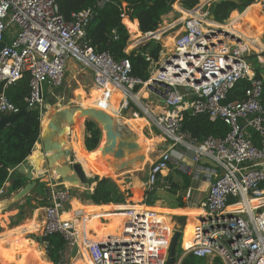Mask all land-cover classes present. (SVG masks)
<instances>
[{
  "label": "built area",
  "instance_id": "obj_1",
  "mask_svg": "<svg viewBox=\"0 0 264 264\" xmlns=\"http://www.w3.org/2000/svg\"><path fill=\"white\" fill-rule=\"evenodd\" d=\"M107 2L112 1L99 0L94 7L73 13L67 21L56 0H0V41L9 37L0 51L3 89L28 76L25 105L41 109L45 86H61L70 58L92 69L94 84L106 96L119 91L127 100L136 87H144L164 105L157 118L163 135L171 144L192 150V159L200 170L193 176L198 179L203 175L208 183L202 202L205 218L194 227L192 244L182 245L183 256L217 257L223 264H264V106L260 101L263 89L247 60L249 47L218 31V24L223 26L222 23L209 18L204 4L190 10L178 5L181 18L172 49L162 60L151 61L156 67L147 80H142L131 75L128 58L117 61L107 50L98 51L89 44L85 29L95 8ZM254 4L264 19V0H254ZM151 33H144L145 38H150ZM225 40L233 43L227 44ZM240 80L248 82L244 98L225 103L228 92ZM186 110L208 114L211 120L221 119L229 131L224 137L208 135L198 141L183 130ZM19 111L2 91L0 118ZM174 151L180 156L174 155ZM183 154L169 149L151 163L149 189ZM203 158L216 166L200 164ZM45 188L41 235L63 237L58 264H70L72 259L82 256V239L87 242L92 264H166L174 231L158 212L123 209L127 215L118 224L119 232L91 239L82 231L87 217L81 208L65 211L70 190L55 183ZM184 197H190V189ZM74 245L78 248L72 258Z\"/></svg>",
  "mask_w": 264,
  "mask_h": 264
},
{
  "label": "crops",
  "instance_id": "obj_2",
  "mask_svg": "<svg viewBox=\"0 0 264 264\" xmlns=\"http://www.w3.org/2000/svg\"><path fill=\"white\" fill-rule=\"evenodd\" d=\"M205 2L206 0H204V2H202L201 4L208 5L210 3L207 2V4H205ZM178 5V3H175L173 5L174 11L162 16V22L166 21V23L163 25L160 23V28L158 27V29L153 32L154 36L152 38L159 39V41H161V38L164 35L167 36L168 34H170V32L175 31L177 27V22L179 21V18H181V14L177 11ZM175 13H178L179 17L173 18V16H175ZM246 15L247 19L253 22L255 25L257 23H260V26L263 25L262 34H264V19L259 9H254L251 4L244 8L242 13H240L238 10H233L230 13V21L226 25H224V27L229 26L231 29L234 30L232 32L241 36L243 41L254 45L255 48H257L258 50L257 52H255L258 55V60L262 64H264V42H262V36L260 35L258 37L254 33L250 25H248L244 21ZM124 19H127L129 22H133L132 29L136 30V33H133L130 31V29H128L129 34L131 36H137L135 37L137 39L136 42L133 43L135 44L134 48L150 39H145V34L139 31L137 20L134 19L131 21L125 16L122 20L124 24H126L124 22ZM167 19H170L171 22L169 21L167 23ZM259 19L261 21L258 22L257 20ZM156 33H158L157 36L155 35ZM169 37L171 39L173 38L171 36ZM169 37L167 38L170 39ZM6 38L7 40H9L8 36ZM225 42L228 43V41L226 40ZM133 44L129 47L133 46ZM161 46L162 49L160 51V55L162 56L159 57V60H162L166 56V54L171 51H168L167 46L164 47L163 44H161ZM155 67L156 64L153 63L152 68L154 69ZM83 69H88L91 71V76L88 77L89 82L92 83L89 92L78 90L72 93L71 96H69V98H67L66 100L60 96L55 99V102H53L55 104L48 103L46 109L42 108V114L40 118L41 133H39L38 140L35 142L32 152L27 157L26 161V163L28 165H31L33 168L32 173L36 181L35 187L26 196L22 197L19 200H14L13 197L20 188L12 192H9L8 190L11 184L10 178H8V180L3 183V186L0 189V264H52L48 260V258H46V254L43 255L42 252L38 249V244L42 245L43 243L40 244L38 238V242L36 243V241H34L33 239L25 236L26 233L36 231L38 228V224L36 223V217L32 219L28 218L33 215V209L38 207V205L35 204L37 199L40 200V203H43V205H40L37 210L41 209L43 211V208L46 205V188H40L39 183H43L44 187L49 183H55L57 185L62 186L63 188L69 189L70 201L65 211L67 209L71 211L76 208H81L84 213V216L87 217V220L89 218H93L95 224L94 227L99 237L97 239H100V237H102L105 233L120 231V226L118 224L124 217H126L127 214L124 210L115 211L116 207L124 209H143L145 211L158 212L159 215H161L165 221L166 219L168 220L166 221V223L172 231H175L176 229L180 228V241L183 246H189L192 244L191 237L195 229L194 227L205 218V210L202 207V202L204 201L207 194L208 183L204 181L203 175L198 179L194 178L193 176L200 170L196 167L198 163L194 162L192 159V150L186 149L185 147L180 145L171 144V142L167 140L166 137L163 135L159 125H157V118L164 110L163 103L155 96L150 94L144 87H138L134 89V91L132 92V96L127 100L122 98V94L119 91L108 93V95L106 96L103 90L99 89L98 86L93 84L92 69L82 66L73 58L68 59L66 62L65 75L66 71L69 72L70 76H72V73L80 72ZM52 89L53 88L51 87L45 86L43 101L45 95H47L48 92H50ZM118 94H120V96ZM120 98L122 99V103H120L119 109L117 111V113L119 114L117 116L116 113L115 117L120 119L121 115L125 113L124 119L126 121H130L135 130L138 132L137 134H139L140 136L138 139L145 146L144 163L138 165L137 167H130L123 171L115 172L113 169L105 167L101 163H99V161L97 160L99 155L98 149H94L91 151L85 150L84 153L91 162L92 167L96 169V171H98L99 175H110L116 182H122L125 186L123 187L125 189H128L132 193V195L135 194V199L133 200L134 204H129L126 206H124L123 204H94L87 199V196L83 197L84 201L82 202L77 198H74L73 196L74 193L80 191L81 193H85V191L82 190L83 187H81V185H74L72 183L62 181L60 178L53 177L51 170H46V163L44 159L45 154L43 153V141L45 138H49L51 141H61L59 133L55 132L54 129L51 128L50 123H54L60 129H67V126L70 123H73L79 113V107L73 106L71 104L73 103V101L80 102L84 106L86 105L99 107L111 114L110 111H112L113 109L114 100ZM123 101H126L128 103V106H124ZM69 112L70 114H72V116L70 117H68ZM78 122H81L83 146L81 135H79L77 132L78 142L80 147L82 146L85 148L84 137L86 135V132L84 128V119L83 121L81 120ZM74 125H76V123ZM73 127L74 126L70 128V133L67 139L65 136V147L68 148L70 146L71 152L72 147L70 138L72 137V135L75 134V130ZM47 132L51 133L50 137L41 135H45ZM169 149L181 151L184 152V154L183 156H181L180 160L176 161L175 163H171L169 167L163 171L162 176H160V180L151 190L149 189L147 183L149 167L151 163L154 162V160L161 155L162 152L167 151ZM178 155L180 156L179 153ZM71 160L72 161L70 163L78 162L75 159L73 153ZM199 163L206 164L201 163V160L199 161ZM208 166L215 167L216 165L214 164V166ZM8 171L10 176L16 175L14 172L16 170ZM182 175H186L189 178V185L187 188L182 187L184 182ZM22 176L25 179V185L28 180L25 178L24 175ZM171 185H173V188H171ZM188 189H190V197L186 199L184 195L188 191ZM193 189L196 191V195L199 198V202L197 206H188ZM42 190H44V192H42ZM150 190L153 192V203L151 205L140 204L139 201L141 197ZM181 191L184 192L181 193ZM168 194L171 195V197L167 196ZM173 197L175 199H172ZM179 198H181V201L184 203L183 207L177 206ZM164 199H167L168 202L163 205L162 203L164 202ZM174 200L177 204L174 203ZM65 215H68V213ZM6 221H8V224L6 223ZM180 224H182L181 227L178 226ZM82 231L86 233V235L84 233L83 235H88V237L91 239L96 238L90 236L87 229V221L86 224L83 226ZM81 242V252L86 251L89 257V251L87 247H85L87 242H85L84 239H82ZM81 258L82 256H79V259ZM79 259L74 261L73 264H77V261Z\"/></svg>",
  "mask_w": 264,
  "mask_h": 264
},
{
  "label": "trees",
  "instance_id": "obj_3",
  "mask_svg": "<svg viewBox=\"0 0 264 264\" xmlns=\"http://www.w3.org/2000/svg\"><path fill=\"white\" fill-rule=\"evenodd\" d=\"M99 0H56L59 12L64 18L69 21L73 13L83 10L88 7H94ZM101 7H96L94 14L89 21L85 32L89 40V44L98 51L107 50L115 60L128 58L131 64V75L142 80H147L150 76V68L153 62H157L162 49L161 43L153 38L145 41L143 44L126 52V46L129 41V31L136 33L132 29L133 22L124 19L127 27L123 23V17L126 16L129 20H137L138 29L141 33L154 32L162 22V16L174 11L173 4L178 3L183 9L190 10L194 8L199 0H110ZM240 4H236L229 0H213L207 6L209 14L214 16V20L218 23H224L233 10L243 11L250 4L254 9H259L258 5L254 4V0H239ZM176 17H179L177 13ZM244 21L250 25L254 33L259 37L262 34L263 25H256L247 19ZM261 21L260 19L257 20ZM7 36L4 37L5 40ZM147 57L149 58L147 60ZM247 60L251 65L256 78L262 81L261 103L264 106V64L258 60V55L252 53L247 56ZM248 86L246 80L238 81L235 86L228 92L224 102L241 100L244 98V91ZM138 88V87H136ZM135 88V89H136ZM4 91L7 97L21 110L24 114L11 120L8 124L0 128V189L3 183L10 178L11 184L9 192L21 188L24 183V177L15 172V176H10L8 171L9 164L19 165L27 161V157L31 154L35 142L38 140L40 133V118L42 110L39 107L27 108L25 105V97L28 94V76H23L17 82L3 89L0 83V93ZM182 127L184 131L190 133L198 141L208 135L215 137H224L229 131L228 126L221 120H211L208 114H192L191 111L183 112ZM74 128L81 135V122L74 125ZM84 128L86 135L84 137V147L82 138L83 152L85 150H94L101 137V129L98 123L90 118L84 119ZM256 139V135L253 134ZM29 159V158H28ZM184 182L182 187L187 188L189 178L182 175ZM91 182H94L93 189L86 195L87 199L94 204H125L130 197L135 199V194L128 189H120L119 185L110 177H94ZM39 187L45 189L43 183H39ZM181 187V188H182ZM173 188V185H171ZM170 188V189H171ZM152 190V189H151ZM148 191L145 196H151L152 191ZM44 192V190H42ZM143 197V196H142ZM147 205H151L149 198L144 201ZM40 205H43L41 202ZM178 207H183L184 203L181 198L178 199ZM167 218V217H165ZM166 221H168L166 219ZM93 218L87 220V229L92 237H97L98 234L94 227ZM169 227V226H168ZM170 228V227H169ZM180 241V238L178 239ZM43 246L48 260L52 264H58L60 251L63 248L64 239L60 234H51L43 236ZM178 243L175 247V262L182 250ZM205 258H198L192 254L184 255L179 264H203ZM212 264H223L222 261L215 257Z\"/></svg>",
  "mask_w": 264,
  "mask_h": 264
},
{
  "label": "water",
  "instance_id": "obj_4",
  "mask_svg": "<svg viewBox=\"0 0 264 264\" xmlns=\"http://www.w3.org/2000/svg\"><path fill=\"white\" fill-rule=\"evenodd\" d=\"M229 1L240 4L239 0ZM209 16L211 20H214V16L212 14ZM218 31H221L225 35H229L237 41H240V37H238L236 33L234 34V32L224 26H221L220 24H218ZM149 36L151 39L154 34L151 33ZM5 44V40L0 41V51ZM125 51L129 52L128 49H125ZM160 68L163 69L164 67L161 65ZM78 111L79 113L76 119L73 123H70L67 126V129H60L54 123H50L51 128H53L55 132L59 133L61 141H51L49 138H45L43 141V153L45 154L44 159L46 163V170H51L53 177L60 178L62 181H66L74 185L87 184V174L82 165L78 162L70 163L72 161V152L70 146L68 148L65 147V136L67 139L70 133V128L74 126L75 123L81 120L83 121L85 118L95 120L101 129V138L96 148L100 150V155L104 157L103 161L108 167L113 169L115 172H120L130 167H137L144 162L145 146L138 142V134L133 132L126 123L119 121L118 118L113 117L108 112L97 107H79ZM24 112V110H21L18 113L1 117L0 128L8 124L11 120H14L24 114ZM70 116H72V114L69 112L68 117ZM201 163L214 166V163L206 158L201 159ZM8 170H16L21 175H24L28 180V182H26V184L20 188L13 197L14 200H19L26 196L35 187L36 181L34 175L31 171V167L27 163L19 165L9 164ZM92 189L86 188L84 190L86 195H88ZM178 226L181 227L182 224ZM180 235V228L176 229L171 238L166 264L178 263L175 262V247ZM38 241L42 244L43 237L39 236ZM77 248V245H74L72 248V258L75 256Z\"/></svg>",
  "mask_w": 264,
  "mask_h": 264
},
{
  "label": "rangeland",
  "instance_id": "obj_5",
  "mask_svg": "<svg viewBox=\"0 0 264 264\" xmlns=\"http://www.w3.org/2000/svg\"><path fill=\"white\" fill-rule=\"evenodd\" d=\"M202 2H204V0H199V3L197 4V5H200ZM202 5V4H201ZM205 6H207V5H204V8H205ZM206 9V8H205ZM240 13H242V11L240 12ZM176 15H177V13H175V16H173V18L174 17H176ZM125 17V16H124ZM123 17V18H124ZM209 18H210V16H209ZM170 21V19H167V23ZM230 21V15H229V18L224 22V23H222V25L224 26V25H226L228 22ZM171 22V21H170ZM166 23V21L165 22H161V24L163 25V24H165ZM125 26H126V24H125ZM127 27V26H126ZM13 28H15V27H13ZM160 28V27H159ZM128 29V28H127ZM178 31V30H177ZM176 30L174 31V32H170V34H168L167 36H163L161 39V44H163V46L165 47V46H167L168 47V51L169 50H171L172 49V39L169 37V36H171V37H173V35H175V33L177 32ZM261 36H262V42H264V34H261ZM167 37H169L170 38V40L167 38ZM261 38V37H260ZM136 38L134 37V35H130V37H129V41H128V45L126 46V49H128V47L130 46V45H132V43H135L136 42ZM171 43V44H170ZM239 43H242V44H244L245 45V43H246V41H243V39L241 38L240 39V41H239ZM134 45L135 44H133V46H131L129 49H132V48H134ZM246 46H248L249 47V52H248V54H247V56L248 55H250V54H252V53H255V52H257L258 50H257V48H255V46L254 45H251V44H249V43H246ZM128 49V51H130ZM160 56H162V55H160ZM65 70H66V66H65ZM150 70L152 71L153 70V68L151 67L150 68ZM154 71V70H153ZM91 76V71L90 70H88V69H83V70H81L80 72H77V73H72V76H70L69 75V72H67L66 71V75H65V78H64V81H63V83L61 84V86H59V87H57V88H53L50 92H48V94L47 95H45V98H44V101H43V105H42V107H41V110H42V108L44 109H46V107L48 106L47 104L49 103V104H52L53 102H55V99H57L58 97H62V98H64L65 100L67 99V98H69V96H71V94L72 93H74V92H76V91H78V90H81V91H85V92H89V90L91 89V86H92V83L91 82H89V80H88V77H90ZM93 84H94V82H93ZM95 85V84H94ZM119 96H120V94H118ZM120 103H122V99L120 98V99H116V100H114V103H113V109H112V111H110L111 112V114L110 115H112L113 117H115V114L117 113V111H118V109H119V105H120ZM53 104H55V103H53ZM73 106H76V107H91V106H84V105H82L80 102H77V101H73V103H71ZM118 114L119 113H117V116H118ZM116 118V117H115ZM120 118V117H119ZM125 113H123L122 115H121V118L120 119H118L119 121H121V122H123V123H126L129 127H130V129L133 131V132H135V133H138L136 130H135V128L133 127V125H132V123L130 122V121H126L125 119ZM77 124V123H76ZM41 133V132H40ZM50 134L51 133H49V132H47L45 135L44 134H41V135H43V136H46V137H50ZM139 140V139H138ZM140 141V140H139ZM140 143H141V141H140ZM98 146V145H97ZM95 149H98V148H95ZM98 153H99V155H98V161H99V163H101L103 166H105V167H108L105 163H104V157H102L101 155H100V150L98 151ZM160 157V156H159ZM159 157L157 158V159H155L154 160V162L156 161V160H158L159 159ZM96 160V161H97ZM78 161V160H77ZM26 163V162H25ZM78 163H80L81 165H82V167H83V169H84V166H83V164L80 162V161H78ZM144 163V162H143ZM23 164V163H22ZM110 168V167H109ZM84 171H86V174H87V184L85 185V184H80L81 185V187H83V191L86 189V188H89V189H91V187L94 185V182H91V180L94 178V177H110L111 179H113L110 175H98L97 174V172H94L93 170H84ZM114 180V179H113ZM115 181V180H114ZM116 182V181H115ZM117 184L119 183V187H120V185H121V187H120V189H125L124 187V184L122 183V182H116ZM69 184V183H68ZM124 186V187H123ZM194 188V187H193ZM184 191H181V193H183ZM1 193V192H0ZM146 195V193L143 195V197H141V199H140V204H146V203H144V201H146L148 198H149V200L151 201V204L153 203V197H152V195H153V193L151 194V196L149 197V196H145ZM73 196H74V198H77L78 200H80V201H84V198H83V196H82V193H81V191L80 192H77V193H74L73 194ZM167 196H169V197H171V195H167ZM172 199H175L174 197L172 198ZM40 200H38L37 199V201L35 202V204L36 205H38V207H36L35 209H33V215H31L30 217H28L29 219L31 218H35L36 217V223L38 224V228H37V230L36 231H31V232H28V233H26V237H28V238H31V239H33L34 241H36V243L38 242L37 241V238L41 235V228H42V217H43V211L41 210V209H39V210H37L39 207H40V202H39ZM128 201L129 202H127V203H125V204H123L124 206H126V205H129V204H134V201H133V199H132V197H130L129 199H128ZM166 201V202H165ZM172 201V200H171ZM168 201H167V199H164V202L162 203L163 205L164 204H166ZM198 202H199V198L197 197V195H196V191L193 189V191H192V194H191V198H190V200H189V204H188V206H197L198 205ZM170 203V202H169ZM174 203L175 204H177L176 203V201L174 200ZM116 210H123L124 208H119V207H116L115 208ZM35 210V211H34ZM36 210H37V212H36ZM38 214V215H37ZM26 220V219H25ZM25 222V221H24ZM6 223L8 224V221H6ZM178 243H180V245H179V247H180V249L182 250V252H181V254L177 257V262H178V260H180L181 259V257L183 256V247H182V243H181V241H179L178 240V242H177V244ZM176 244V245H177ZM38 249L42 252V254L43 255H45V251H44V247L42 246V245H39L38 244ZM47 258V257H46ZM77 259H79V257H77V258H74V259H72L71 260V263L70 264H73V262L74 261H76ZM203 264H212V261H211V259L210 258H205V260H204V262H203Z\"/></svg>",
  "mask_w": 264,
  "mask_h": 264
},
{
  "label": "bare ground",
  "instance_id": "obj_6",
  "mask_svg": "<svg viewBox=\"0 0 264 264\" xmlns=\"http://www.w3.org/2000/svg\"><path fill=\"white\" fill-rule=\"evenodd\" d=\"M185 15V14H184ZM235 19V18H234ZM233 19V20H234ZM178 23V22H177ZM172 25V24H171ZM229 25V24H228ZM227 29H229L230 31H234L233 29H231L229 26H225ZM167 28V27H166ZM155 31V30H154ZM153 33V32H152ZM246 34V33H245ZM156 36L158 35V33L155 34ZM174 36V35H173ZM137 37V36H135ZM146 39V38H145ZM173 39V38H172ZM170 40V39H169ZM228 43H233V42H229ZM227 43V44H228ZM133 44V43H132ZM130 48V47H129ZM123 105L124 106H128V103L126 101H123ZM91 107H96V106H91ZM99 108V107H97ZM101 109V108H99ZM103 110V109H102ZM105 111V110H104ZM107 112V111H106ZM110 114V113H109ZM43 117V116H42ZM43 121V118H42ZM43 124V123H42ZM44 126V125H42ZM44 128V127H43ZM74 128V127H73ZM75 130V134L72 135V137L70 138L71 140V147H72V153L75 156V159L80 161L83 166L85 167L86 170H93L94 172H97V174L99 175L98 171H96V169H94L91 165V162L89 161L88 157L85 155V153L81 150L79 142H78V135H77V131ZM139 134H138V138H139ZM138 142H140L138 140ZM142 143V142H141ZM143 144V143H142ZM96 151V150H95ZM94 154V152H93ZM174 155L179 156L178 153L176 151L173 152ZM31 167V171L33 170L32 166L29 165ZM147 183H148V177H147ZM87 247V246H85ZM87 250V249H86ZM77 264H92L90 258L88 257L86 251H82V258L79 259L77 261Z\"/></svg>",
  "mask_w": 264,
  "mask_h": 264
}]
</instances>
